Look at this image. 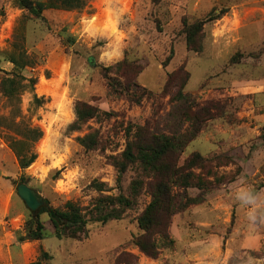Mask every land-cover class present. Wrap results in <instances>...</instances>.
Returning <instances> with one entry per match:
<instances>
[{
    "label": "rangeland",
    "instance_id": "obj_1",
    "mask_svg": "<svg viewBox=\"0 0 264 264\" xmlns=\"http://www.w3.org/2000/svg\"><path fill=\"white\" fill-rule=\"evenodd\" d=\"M0 10V81L13 70L2 60L13 46L33 61L23 74L36 80L33 89L24 82L26 89L12 101L0 93V264H27L40 249L51 256L44 264H117L120 254L133 256L132 264L141 259L155 264L160 257L156 264H228L230 258L233 264H264V140L259 138L264 130V0H86L78 10L44 11L50 30L24 17L16 0H0ZM184 19L189 24L206 20L203 52L197 56L186 48ZM62 27L74 37L72 46L58 36ZM215 38L222 39L221 46L211 41ZM124 60L140 68L128 89L117 68L107 70ZM181 65L190 73L187 86L181 95L176 88L163 92L167 74ZM78 102L99 112L81 130H72ZM209 104L216 108L209 115L220 117L211 123L222 121L215 130H228L229 147L217 139H198L181 162L192 151L204 155L221 149L219 155L233 164L229 171L217 168L218 174H233L237 168L242 174L234 185L189 189L204 203L173 217V244L161 248L157 259L131 243L140 234L136 219L151 200L139 164L130 165L120 183L129 196L131 183L142 182L134 206L121 220L90 222L81 240L57 238L50 214L31 212L16 193L23 177L50 210L72 201L89 219L101 195L121 191L113 159L125 150L135 127L184 136L192 130V115L206 116L200 109ZM29 130L42 136L29 146L36 160L20 170L10 143L24 140ZM92 131L98 132L100 145L87 151L78 138ZM93 181L104 183L105 191H96ZM31 214L43 224L46 238L18 243Z\"/></svg>",
    "mask_w": 264,
    "mask_h": 264
},
{
    "label": "trees",
    "instance_id": "obj_2",
    "mask_svg": "<svg viewBox=\"0 0 264 264\" xmlns=\"http://www.w3.org/2000/svg\"><path fill=\"white\" fill-rule=\"evenodd\" d=\"M86 0H16V5L21 9L23 14L29 20H39L45 23L50 30L51 26L44 17L43 12L46 10H78L85 6ZM0 10V15H1ZM217 19V16L211 20ZM187 19L183 20V35L184 42L188 52L196 55L203 52L204 35L203 27L206 23L204 19H197L193 23H188ZM58 36L61 37L63 44L72 46L75 42L74 37L67 32L66 27H62L58 31ZM2 57V54H1ZM4 61L13 65V70L5 73L0 81V93L9 101L18 97L24 91L27 85L24 82L30 83V88L33 89L36 84L34 78H26L23 72L34 65L23 49L13 46L9 52H4ZM1 61V60H0ZM116 69V73L121 74L125 78V88L128 89L134 81L137 74L140 73V68L127 63L125 60L116 64V66L108 68ZM190 79V73L186 71V67L181 65L174 72L167 74V79L164 85L163 92H168L170 88H176L177 94L181 95L182 90L187 86ZM29 85V84H28ZM120 86V84H118ZM114 86H112L113 88ZM37 103L41 100L35 98ZM217 107V106H216ZM206 108H201L203 113L202 118L198 114H193L194 123L192 130L180 137L172 135H159L152 133L150 130L138 126L135 127L133 137L127 140L125 150L119 158L113 159V165L119 174L118 185L120 192L117 196L101 195L92 205V211L89 213L88 219L81 207L72 201H67L61 210L55 209V213L63 222L58 225L56 221L51 219L57 238L67 237L75 240H81L82 234L86 233V226L90 222L106 224L111 220H121L124 212L131 209L136 201L141 189L142 182L134 180L130 186V195L124 196L120 186L121 177L126 172L127 168L132 164H139L145 176L148 178L147 190L151 196L150 203L143 210L142 214L136 219L137 227L140 234L131 238V243L139 249L146 257L157 259L160 255L161 248L171 247L173 240L170 235V227L173 217L189 207L204 203L201 195L190 196L189 189L206 192L210 189H217L224 185L233 183L238 179L242 171L237 168L233 174L229 172H221L218 174L217 168L226 169L232 166V158L225 155H217L211 158H205L197 151L187 153L181 162V156L187 150L191 142L199 137L201 131L205 128L204 125L210 120H216L219 116L209 115V111H216L215 106L209 104ZM99 110L85 102L75 104V120L71 124L72 130H81L90 119L95 118ZM208 114V116H207ZM220 118V117H219ZM42 136L39 130H29L24 134V140H12L10 148L15 152L18 167L20 170L28 168L35 160V154H29V146L36 142ZM259 138L264 140V130L261 131ZM79 143L87 151L94 150L100 145L99 134L97 131H92L85 136L78 138ZM25 145V146H24ZM221 158L229 160L219 162ZM235 166V165H234ZM54 179H58L56 176ZM21 180L26 183L24 178ZM91 186L98 192L105 191V184L93 181ZM182 191L174 192V189ZM48 203L49 200L45 199ZM49 213L47 208L41 207L37 213ZM27 229L23 236L17 238L18 243L25 241H41L46 238L45 228L43 224L30 215L27 221ZM125 256L132 257V261H127ZM51 258L46 252L40 249L37 258L27 264H44ZM135 258L128 254H120L116 258L117 264H132ZM234 259L230 258L228 264H233Z\"/></svg>",
    "mask_w": 264,
    "mask_h": 264
},
{
    "label": "crops",
    "instance_id": "obj_3",
    "mask_svg": "<svg viewBox=\"0 0 264 264\" xmlns=\"http://www.w3.org/2000/svg\"><path fill=\"white\" fill-rule=\"evenodd\" d=\"M211 41L213 42V43H216V45L217 46H221V42H222V39H220V38H215V39H211ZM197 56V55H196ZM259 119H261V120H263L262 118H260V117H258ZM258 121V120H257ZM212 121L210 120V121H208L207 122V129H206V126H205V129H203L202 131H201V133L199 134V137L196 139V140H200L201 142H203V141H213V140H216L217 139V141L216 142H218L219 143V141H222L221 143L223 144V142H224V144L226 143L227 144V146L229 147V145H228V142H227V140H230V136H229V133H228V130L224 127V129H226V130H221V129H219L220 131H218V130H215L218 126H219V123L220 122H222V121H220V120H217L216 121V123H211ZM216 124H218V125H216ZM222 124V123H221ZM226 124V123H225ZM224 126H226V125H224ZM227 126H230L229 124H227ZM221 127V126H220ZM231 127H235V125H232ZM222 128V127H221ZM232 134L234 133V132H231ZM196 140H194V141H196ZM211 143H215V141H213V142H211ZM223 144V145H224ZM222 151L223 150H221V149H219V151H217V150H215V151H213V152H208L207 150L205 151V154L203 155V154H201L200 152H198V153H200L203 157H205V158H211V157H213L214 156V154H216V155H219L220 153H222ZM193 152V151H192ZM210 153V154H209ZM228 171H229V169H230V167H228V168H226ZM242 174V173H241ZM240 177V176H239ZM239 177H238V179L236 180V181H234L233 183H230L229 185H234V184H236V182L239 180ZM225 186V185H224ZM224 186H222V187H224ZM221 188V187H220ZM161 260V257L160 258H158L157 260H154V263L156 264L158 261H160ZM179 261V260H178ZM144 262V260L143 259H141V264Z\"/></svg>",
    "mask_w": 264,
    "mask_h": 264
},
{
    "label": "water",
    "instance_id": "obj_4",
    "mask_svg": "<svg viewBox=\"0 0 264 264\" xmlns=\"http://www.w3.org/2000/svg\"><path fill=\"white\" fill-rule=\"evenodd\" d=\"M16 193L25 206L33 213H37L41 207L47 208L44 199L24 182H19L16 188ZM47 210L49 211L51 219L56 221L58 225H61L63 220L56 215L55 211L50 210L49 208H47Z\"/></svg>",
    "mask_w": 264,
    "mask_h": 264
}]
</instances>
